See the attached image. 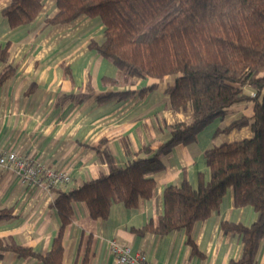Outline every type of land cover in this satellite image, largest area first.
<instances>
[{"label": "crops", "instance_id": "obj_1", "mask_svg": "<svg viewBox=\"0 0 264 264\" xmlns=\"http://www.w3.org/2000/svg\"><path fill=\"white\" fill-rule=\"evenodd\" d=\"M56 2L45 0L31 24L12 28L2 16L11 0H0V49L8 46L9 54L8 63L0 62V74L7 65L17 68L16 74L0 85V145L47 168L67 170L72 182L63 188L68 190L109 173L107 162L95 150L103 140L109 141L116 163L124 167L130 158L136 159L135 154L144 145L153 149L161 146L167 134L160 127L188 121L192 111L171 109L167 89L174 84V78L170 76L158 81L137 80L129 88L136 91L134 96L98 104L96 96L116 90L104 87L103 78L118 76L111 62L89 48L92 41L103 40L105 26L100 18L86 16L45 26V21L58 12ZM154 82L157 89L140 95ZM89 87L95 94L77 103L75 97L88 93ZM253 113L252 105H238L227 117L201 132L196 143L175 147L165 159V170L154 175L153 196L140 200L137 208L115 204L108 219L95 220L85 204L75 203L72 222L65 233L64 264H82L88 245L90 264H118L115 247L131 248L134 255L145 253L151 264H233L241 255L242 242L237 234L226 232L223 223L251 226L258 215L252 207L237 208L232 189L219 211L196 227L198 255L191 254L184 231L141 236L136 230L163 214L166 187L180 185L186 179L196 188L200 173L209 177L205 152L211 146L251 138L250 127L214 137L238 116L251 117ZM54 195V190H45L38 184L25 185L13 171L0 168V210L8 209L14 215L0 223V239L46 255L61 227L60 215L52 207ZM0 264L42 263L37 258L9 252ZM258 264H264V243Z\"/></svg>", "mask_w": 264, "mask_h": 264}, {"label": "trees", "instance_id": "obj_2", "mask_svg": "<svg viewBox=\"0 0 264 264\" xmlns=\"http://www.w3.org/2000/svg\"><path fill=\"white\" fill-rule=\"evenodd\" d=\"M44 1L11 0L2 16L12 28L29 25ZM56 4L58 12L45 26L74 22L83 16L100 18L105 26L103 40L92 41L89 48L111 62L118 76L103 78L104 87L116 90L96 96L98 104L134 96L136 91L129 88L137 80L158 81L170 76L174 78L167 89L171 109H190L192 116L160 127L167 134L161 146L144 145L136 159L130 158L124 167L116 163L109 141L103 140L95 150L107 162L108 174L68 190L63 185L50 188L55 193L52 207L61 218L51 250L41 255L0 239V259L14 252L22 258H37L42 264H64L65 233L75 203L85 204L95 220L108 219L115 204L137 208L140 200L153 196L154 175L165 170V159L175 147L196 143L201 132L236 106L252 105L251 117L238 116L214 138L245 127L251 128L252 137L211 146L205 152L209 177L200 173L196 188L186 179L166 187L163 214L136 232L166 236L184 231L191 254L198 255L196 227L219 211L232 189L235 206L252 207L258 215L251 226L223 223V229L237 234L242 242L241 255L233 264H258L264 243V0H57ZM8 58L6 46L0 49V62L8 63ZM16 72L17 68L7 65L0 74V85ZM65 72L69 73L67 67ZM157 88L154 82L139 93ZM94 94L89 87L88 93H79L75 101L84 102ZM127 154L131 156L128 148ZM13 218L12 211L0 210V223ZM82 264H90L89 245Z\"/></svg>", "mask_w": 264, "mask_h": 264}, {"label": "built area", "instance_id": "obj_3", "mask_svg": "<svg viewBox=\"0 0 264 264\" xmlns=\"http://www.w3.org/2000/svg\"><path fill=\"white\" fill-rule=\"evenodd\" d=\"M0 168L13 171L25 185L38 184L45 190H50L51 187L58 185L68 187L72 182L71 175L67 170L58 171L47 168L42 163L24 157L16 151H10L1 145ZM113 252L118 264H151L145 255H134L131 248L115 247Z\"/></svg>", "mask_w": 264, "mask_h": 264}]
</instances>
